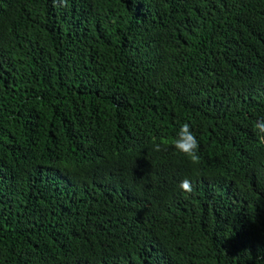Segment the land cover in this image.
Returning a JSON list of instances; mask_svg holds the SVG:
<instances>
[{"label":"trees","instance_id":"obj_1","mask_svg":"<svg viewBox=\"0 0 264 264\" xmlns=\"http://www.w3.org/2000/svg\"><path fill=\"white\" fill-rule=\"evenodd\" d=\"M260 119L264 0H0V264H264Z\"/></svg>","mask_w":264,"mask_h":264},{"label":"clouds","instance_id":"obj_2","mask_svg":"<svg viewBox=\"0 0 264 264\" xmlns=\"http://www.w3.org/2000/svg\"><path fill=\"white\" fill-rule=\"evenodd\" d=\"M53 4L59 7H67L68 0H53ZM255 131L258 135V139L264 142V119L255 122ZM167 144L168 141L157 142L153 140L152 150L154 152H160L162 146H166ZM171 145L178 153L187 157L191 163H199V141L188 123H184L179 128L176 137L171 141ZM178 187L185 193H191L193 191L191 181L187 178L181 180ZM258 259L264 261V257H259Z\"/></svg>","mask_w":264,"mask_h":264}]
</instances>
